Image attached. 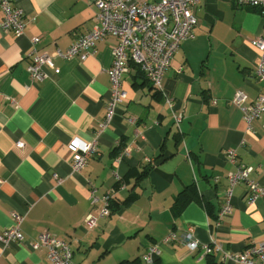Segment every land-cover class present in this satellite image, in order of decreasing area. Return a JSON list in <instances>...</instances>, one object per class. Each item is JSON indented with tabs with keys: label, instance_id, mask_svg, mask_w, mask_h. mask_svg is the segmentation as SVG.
<instances>
[{
	"label": "crops",
	"instance_id": "1",
	"mask_svg": "<svg viewBox=\"0 0 264 264\" xmlns=\"http://www.w3.org/2000/svg\"><path fill=\"white\" fill-rule=\"evenodd\" d=\"M95 1L15 0L24 12L23 35L0 30V230L13 224V213L24 216L23 239L0 244V264H46V250L31 247L45 231L70 244L72 264L134 258L144 264L153 244L160 248L157 264H240L227 254L264 241V194L249 203L245 183L237 182L228 197L235 164L224 150L234 148L236 163L251 166L250 178L264 187V114L247 129L230 101L236 90L253 100L263 87L254 77L260 51L252 39L264 37V0H200L192 10L195 36L174 54L163 91L128 63L127 98L106 126L115 38L97 40L84 57L57 55L91 29ZM33 37L39 38L34 48L59 68L47 69L41 82L26 71ZM166 94L182 112L178 128ZM74 136L97 144L78 172L67 150ZM121 144L129 153L116 161ZM90 188L98 196L112 192L111 212L87 229L84 218L95 213ZM183 190L188 200L180 208ZM226 201L230 210L219 215ZM189 227L199 241L195 251L182 240L162 243L169 232ZM201 244L211 252L203 254Z\"/></svg>",
	"mask_w": 264,
	"mask_h": 264
},
{
	"label": "built area",
	"instance_id": "2",
	"mask_svg": "<svg viewBox=\"0 0 264 264\" xmlns=\"http://www.w3.org/2000/svg\"><path fill=\"white\" fill-rule=\"evenodd\" d=\"M200 0H96L95 22L91 29L75 38L72 44L63 52L57 51V55L63 59L74 56L84 57L90 53L95 42L108 35L116 40L112 47V61L106 70L109 77L110 96L107 100L106 112L102 126L108 125L115 113V106L123 103L127 98V92L123 88L122 78L128 70V63L138 66L140 72L157 91H163L162 78L164 72L170 66L174 54L180 44L194 38L196 17L193 7ZM251 4L259 3L258 0H250ZM0 9L3 13L0 20V30L12 31L16 37L23 35L25 28L24 12L15 5V0H0ZM38 37L31 38L33 48L27 55L26 71L33 82H41L49 76L47 69L54 73L59 72L54 64L53 57L46 51L39 52L34 45ZM252 44L258 48L259 60L255 64L254 77L258 82H263V87L258 95L249 100L248 95L242 90H236L231 98V103L239 108L247 129H250L254 120L264 114V37L257 36L252 39ZM165 104L172 111L174 125L178 128L182 119V112L174 109V100L165 95ZM67 150L73 172L83 168L89 158L97 153L95 140L86 141L74 136L67 143ZM129 153V147H124L115 160H123ZM227 161L235 164L234 171L227 176L229 182L228 197L231 187L237 182L246 185L247 200L253 203L256 198L264 194V187L250 178L253 168L249 165L236 163V150L227 148L224 150ZM149 161V160H147ZM112 192L102 196L95 194V189L90 188L89 199L95 213L90 212L84 218L87 229H92L98 217L108 216ZM230 210L229 201L223 205L219 215H225ZM23 215L12 214L13 224L0 230V244L3 248L12 242L23 239L20 224ZM182 240L189 251H195L199 247V241L195 238L193 227H189L184 233L177 235L169 232L162 239V243L170 244ZM32 248L43 247L46 250V264H72L73 251L70 244L59 239L49 232H41L36 240L31 243ZM219 249V246H216ZM201 252L208 254L211 247L201 244ZM160 248L153 244L147 248L142 256L144 264H157ZM232 260L240 264H264V241L248 245L239 254H227Z\"/></svg>",
	"mask_w": 264,
	"mask_h": 264
},
{
	"label": "trees",
	"instance_id": "3",
	"mask_svg": "<svg viewBox=\"0 0 264 264\" xmlns=\"http://www.w3.org/2000/svg\"><path fill=\"white\" fill-rule=\"evenodd\" d=\"M123 147V144L117 146L115 149H114V152H118L120 149H122ZM119 153V152H118ZM141 176V175H140ZM183 194L184 193V190L179 194V196L177 197V200H179L180 202L177 204V206H179L180 208H182V206L184 205V203L186 202V199L185 196L183 197ZM178 207V208H179ZM116 264H141L139 259L138 258H134V259H131V260H122V261H119L117 262Z\"/></svg>",
	"mask_w": 264,
	"mask_h": 264
}]
</instances>
